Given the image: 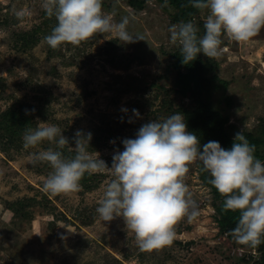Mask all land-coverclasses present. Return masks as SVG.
<instances>
[{
	"label": "rangeland",
	"instance_id": "obj_1",
	"mask_svg": "<svg viewBox=\"0 0 264 264\" xmlns=\"http://www.w3.org/2000/svg\"><path fill=\"white\" fill-rule=\"evenodd\" d=\"M23 8L31 15L20 17ZM102 8L117 22L128 17V31L143 39L121 43L103 33L79 46L53 49L44 37L57 21L45 15L41 0H0V114L17 101L38 106L47 91V111L33 115L31 128L40 123L59 126L70 149L76 130L90 132L88 152L110 167L124 138H135L142 124L163 120L179 104L190 102L174 93L170 54L179 47L170 43L168 29L175 10L164 0H143L140 8L126 0H103ZM205 16L201 10L196 21L204 22ZM37 26L46 32H37L36 41L23 45L19 36ZM197 26L202 35L203 26ZM222 40L221 57L200 53L215 63L210 75L228 82L224 93L222 87L212 91L211 101L229 115L228 134H257L264 120V28L248 42L226 34ZM223 94L231 97L230 105ZM22 135L16 128L0 129V264H249L244 258L258 257L256 248L220 231L215 199L201 179L198 162L189 165L184 178L197 215L177 222L171 245L141 251L122 217L101 222L95 211L112 179L108 173H94L86 182L91 188L81 183L78 192L52 194L43 187L50 166L28 163L36 149L25 150ZM48 146L44 142L40 147Z\"/></svg>",
	"mask_w": 264,
	"mask_h": 264
},
{
	"label": "clouds",
	"instance_id": "obj_2",
	"mask_svg": "<svg viewBox=\"0 0 264 264\" xmlns=\"http://www.w3.org/2000/svg\"><path fill=\"white\" fill-rule=\"evenodd\" d=\"M188 2L205 11L206 16L202 35L191 20L169 26L170 43L179 47L183 64L194 61L198 53L209 59L221 57L225 51L224 34L233 41L248 42L264 28V0ZM102 4L103 0H41L45 15L57 21L44 37L46 44L53 49L68 44L79 46L103 33L121 43L143 39L128 31V17L117 22L113 14L103 11ZM18 15L30 16L31 11L23 8ZM132 112L139 116L136 109ZM62 131L55 124L40 123L22 135L23 148L36 149L29 153L28 163H47L51 168L43 181L44 189L52 194L75 193L81 190L80 181L86 173H108L112 179L95 211L101 222L122 217L139 250H159L171 245L177 222L197 215L198 206L184 182L193 162L209 174L208 183L224 198L223 209L239 213L232 230L235 240L251 248L264 243V161L255 156V145L249 143L242 131L235 134L227 149L214 140L201 144L197 135L187 130L184 116L174 113L163 120L142 124L135 138H124L123 150L113 153L110 167L98 156L90 155L91 133L82 130H76L72 138L74 155L65 156L62 150L70 144ZM44 142L49 146L41 148Z\"/></svg>",
	"mask_w": 264,
	"mask_h": 264
},
{
	"label": "trees",
	"instance_id": "obj_3",
	"mask_svg": "<svg viewBox=\"0 0 264 264\" xmlns=\"http://www.w3.org/2000/svg\"><path fill=\"white\" fill-rule=\"evenodd\" d=\"M162 1V0H161ZM126 2L134 7L140 8L143 0H126ZM167 4L175 11L172 14L171 22L178 23L180 21L191 20L194 24H201L204 22L196 21L197 16L201 12L192 7L188 0H168ZM202 21V20H201ZM45 22H42V24ZM56 24V23H55ZM52 25V28L55 26ZM45 25V24H44ZM42 27V26H41ZM204 31V30H203ZM37 32H46L41 30L37 26L34 30L25 32L19 36L23 45H28L30 42L36 41L35 34ZM171 67L175 71V85L174 93L179 98L188 99L190 106L178 105L175 108V113H181L184 116L187 130L194 132L200 140L201 144L208 141H218L223 148H230L233 142V136L226 131V123L229 120V115L221 108L216 107L211 101V93L213 90H217L222 87L223 93L226 89L228 82L219 79L215 74L210 75V71H213L215 63L204 60L200 53L197 54V58L189 64H183L181 53L179 48L171 54ZM45 91V90H43ZM47 91L43 92V97H39L38 106L31 104H24L17 101L16 107H9L0 114V129L5 130L16 128L20 134L24 133L28 128L32 127L31 119L34 114H43L47 111L49 98L47 97ZM223 99L227 105H230L232 100L230 96L223 94ZM27 110V111H26ZM31 111V112H30ZM250 144H254L256 147L255 156L262 161L264 160V120L257 134L253 132H243ZM97 140V138H96ZM93 142H97L94 141ZM92 144V142L90 143ZM88 149H91L90 147ZM65 156L71 157L74 155V150L69 146H65L62 150ZM202 172L201 179L207 187H209L213 198L215 199V221L222 233H226L230 236H234L233 229L236 226L239 213L232 211H225L222 207L224 198L218 193L214 186L208 183L210 179L207 172ZM94 174L88 175L87 173L81 179L80 183L91 188L86 182L92 181ZM22 213L20 212L19 215ZM259 252L258 257L248 255L244 258V261L249 264H264V243H261L258 247H255ZM251 258V259H250Z\"/></svg>",
	"mask_w": 264,
	"mask_h": 264
},
{
	"label": "built area",
	"instance_id": "obj_4",
	"mask_svg": "<svg viewBox=\"0 0 264 264\" xmlns=\"http://www.w3.org/2000/svg\"><path fill=\"white\" fill-rule=\"evenodd\" d=\"M255 256V255H254Z\"/></svg>",
	"mask_w": 264,
	"mask_h": 264
}]
</instances>
